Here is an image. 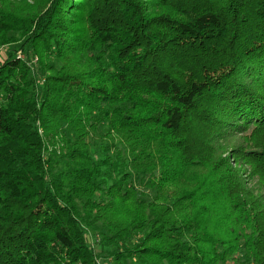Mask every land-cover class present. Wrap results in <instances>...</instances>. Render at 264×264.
I'll return each mask as SVG.
<instances>
[{
    "label": "trees",
    "instance_id": "16d2710c",
    "mask_svg": "<svg viewBox=\"0 0 264 264\" xmlns=\"http://www.w3.org/2000/svg\"><path fill=\"white\" fill-rule=\"evenodd\" d=\"M11 5L0 264H101L98 248L115 264H264V193L228 159L196 157L187 133L252 129L246 163L264 183V0Z\"/></svg>",
    "mask_w": 264,
    "mask_h": 264
},
{
    "label": "rangeland",
    "instance_id": "374dc122",
    "mask_svg": "<svg viewBox=\"0 0 264 264\" xmlns=\"http://www.w3.org/2000/svg\"><path fill=\"white\" fill-rule=\"evenodd\" d=\"M5 1L6 4L9 6V4H13L11 6H16L18 8L23 7L26 8V4L28 5H33L35 2L40 1V0H0V2ZM79 33V31H76ZM81 34V32L79 33ZM18 40V38H15L14 41ZM18 40L17 42H19ZM11 42V41H10ZM8 45V44H7ZM18 44L15 42L12 43L10 46H5L3 48H0V56L4 55L6 51L9 48L15 47ZM3 52V53H2ZM17 56L19 58H23L26 60V54L22 51H18ZM28 60V58H27ZM31 63H37L38 62V57H33L30 59ZM77 59L73 61L72 64L76 63ZM81 63H85L81 60ZM43 82V81H41ZM202 125V124H201ZM187 133L189 132L191 134L190 140L197 146V148L194 149L193 153H196V157H215V159H228L232 167H234L238 173L240 178L243 180V183L246 185L248 189L251 190H256L257 192L255 193L256 195H261L264 193V183L259 181V179L255 176H251L250 174L252 173L253 170L250 169V167L246 163V158L245 151L247 149H251V147H254L251 143V137H249L253 132L252 129L250 131H245V132H233V131H219L217 130L216 132L214 131L213 127H206L203 126H197L195 123L192 124L190 123L188 125ZM252 132V133H251ZM255 139H259L260 137H263L262 135L256 134ZM211 140V141H210ZM93 153H94V160L95 161H100L101 154H100V148L97 147V142H100V136L98 137H93L89 139ZM205 144V146H201ZM208 146V148H207ZM157 146L153 145V150H152V156L151 157H161L160 154L157 153ZM156 164L157 168L160 169V166L158 163ZM184 187V183H179L177 186L171 185L168 186L164 189V193L166 195H169V191H177L181 188ZM190 189H193V186H188ZM262 188V190H260ZM152 191L151 189H144L142 190L143 193L148 194ZM117 201V200H116ZM168 202H173V199H170ZM120 204V208L122 209V212H125L126 210L123 209V205L121 202H117ZM128 209L130 206L126 205ZM124 215H120L121 217H124ZM99 239V236L97 234L90 233L89 235V241L91 244H94L96 246V241ZM136 241V240H134ZM134 244V242H133ZM133 244H129V247L133 246ZM97 248V247H96ZM97 253L99 255H102V258L99 259L101 264H115V261L113 258H109L106 253L100 254V249H97Z\"/></svg>",
    "mask_w": 264,
    "mask_h": 264
}]
</instances>
